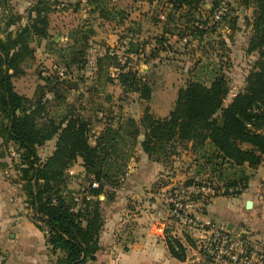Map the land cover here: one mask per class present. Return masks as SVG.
Wrapping results in <instances>:
<instances>
[{"label":"trees","instance_id":"1","mask_svg":"<svg viewBox=\"0 0 264 264\" xmlns=\"http://www.w3.org/2000/svg\"><path fill=\"white\" fill-rule=\"evenodd\" d=\"M110 1L86 0V3L103 20L124 26L129 14L110 7ZM207 2L166 0L171 9L156 45L166 51L164 45L169 42V36L186 39L187 43L202 42L211 32L201 21ZM239 2L255 9L249 52L257 51L258 61L243 91L229 106L224 107L230 91L225 77L217 70L210 71L208 85L202 80V72L206 70L202 66L196 69L195 78L179 89L167 117H156L147 106L139 123L130 118L118 127L106 124L92 144L89 124L79 116L69 113L54 119L50 115L47 93L53 92L56 100L61 99L54 92V79H46L50 90L41 87L45 92L36 91L32 98L19 94L14 80L26 74L35 58L33 44L40 45L42 41H47L46 49L57 56L58 65L81 69L85 64L86 69L87 51L96 29L83 25L70 31V43L62 47L49 41L50 15L57 1L36 0L26 23L19 25L23 18L13 14L10 0H0L8 27L5 36L0 37V146L12 144L17 149L26 203L36 220L47 228V246L53 253L62 254L58 264L98 261L105 226L103 206L113 202L122 188L138 147L150 161L165 163L177 155L179 147L190 144L193 154L201 159L197 175L204 177L201 181H189L186 186H196L199 190L208 187L214 192L198 194L196 199L204 205L221 196L238 198L248 189L251 172L264 164V0ZM212 3L210 18L221 6L219 0ZM13 26L17 27L15 31L10 29ZM139 49L138 43H131L127 53L140 57L144 52ZM111 52L97 59L98 80L115 66L113 61L118 57ZM157 52L155 49L151 58ZM144 77L132 64L120 72L117 80L108 77L107 81H117L124 93L138 94L141 100L150 102L153 88ZM141 136L143 139L139 141ZM55 139L54 152L41 160L38 149ZM78 159L82 160L87 185L75 191L70 187L73 178L68 171ZM93 183L98 187L94 188ZM102 196L104 201L100 199ZM165 242L172 258L186 261L187 248L180 239L165 230ZM187 242L196 246L188 237Z\"/></svg>","mask_w":264,"mask_h":264},{"label":"rangeland","instance_id":"2","mask_svg":"<svg viewBox=\"0 0 264 264\" xmlns=\"http://www.w3.org/2000/svg\"><path fill=\"white\" fill-rule=\"evenodd\" d=\"M35 1L10 0L13 14L23 18L19 25L26 23ZM51 1L58 3L50 15L49 41L66 46L70 43V31L83 25L92 26L97 33L90 40L87 60L99 59L108 51H113L118 57L113 61L115 66L98 80V71L88 75L85 64L81 69L74 65L68 68L58 65L57 56L48 52L47 41H42L40 45L33 44L35 58L26 69V74L16 78L14 83L18 93L32 98L36 91L45 92L41 87L44 89L46 86V79H54V92L61 99L56 100L53 92L47 93L50 115L54 119L69 113L79 116V119L89 124L92 144H95L106 124L118 127L130 118L139 123L147 106H150L156 117H167L175 105L177 91L193 80L196 69L202 66L206 67L202 72V80L208 85L209 72L213 70H217L227 80L230 89L224 100V107H227L243 91L246 79L258 61L257 51L249 52L250 41L254 36L252 25L255 9L243 6L239 0H219L220 5L227 8V13L218 23L211 22L209 12L213 3L208 0L203 7L201 21L206 23L205 26L208 25L211 32L200 43L168 38L169 42L164 45L166 51L156 45L157 37L163 33L164 20L160 19V15L166 7V0H111L110 7L123 9L129 14L124 26L118 25L116 21L103 20L97 13H92L86 0ZM6 23L0 7V37L5 36V30L8 29ZM10 29L15 31L17 27ZM131 43H138L144 55L134 57L128 54ZM142 44L144 46H140ZM155 49L158 52L151 58ZM132 64L139 70V75H146L144 79L153 88L150 102L141 100L138 94L124 93L117 81H107L108 77L117 80L120 72ZM62 69H65L64 76L60 75ZM50 89V86L45 87L47 91ZM139 139L141 141L143 137ZM56 142L49 141L38 149L41 160L54 152ZM19 160L14 145L0 146V264H58L62 254L53 253L47 246V228L36 220L26 203ZM200 160L191 151L190 144L179 147L177 155L165 163L148 160L138 147L134 159L130 161L122 188L113 202L103 206L105 226L101 251L98 261L89 264L115 261L120 252L128 251L146 233L144 229H153L154 224L156 233L161 229L165 236L166 230L187 248L186 261L182 263L171 257L172 264H212L202 250L205 238L211 231L205 223H214L235 235L240 234L242 227L238 226L236 232L233 228L228 229L230 212L234 213L237 209L230 196L217 197L210 206L204 205L196 199L198 194L203 192L213 195L214 192L208 187L199 190L196 186H186L189 181L203 180V175H197ZM68 175L73 178L70 187L75 191L87 185L81 159L69 169ZM137 183L144 184V187H138ZM100 199L104 201L105 197ZM29 224L33 231L26 227ZM187 237L194 242L195 247L188 244Z\"/></svg>","mask_w":264,"mask_h":264},{"label":"crops","instance_id":"3","mask_svg":"<svg viewBox=\"0 0 264 264\" xmlns=\"http://www.w3.org/2000/svg\"><path fill=\"white\" fill-rule=\"evenodd\" d=\"M153 3L155 2L153 1ZM165 6L161 15L170 13L171 7L167 4ZM169 38L176 39L180 42L184 41L187 43L186 39L179 40L177 37L171 36H169ZM19 94L24 95L23 93ZM53 141L57 140L55 139ZM144 155L148 158L146 154ZM156 165L160 166L158 164ZM157 172H159V170H157ZM263 181L264 164L257 170L251 172L248 189L240 197L233 199L236 203L237 209L234 213L230 212V223H228V227L231 226L234 232H236L238 226L242 227L240 234L248 241L258 244H264ZM137 185L138 187H144V184L137 183ZM215 199L212 200V203ZM248 202H252V207L250 209L247 208ZM207 213L209 214L208 211ZM207 215L205 217H207ZM155 226L156 225L154 224L152 227L153 229H149V227L144 229V232L146 233L143 234L140 239L136 240V242H134V244L128 251L120 252L116 257V260L110 261L109 264H172L171 256L165 242V236L161 233V229H159L158 233H156L154 231ZM26 227H28V229L31 231L34 230L33 228H31L32 226H30V224Z\"/></svg>","mask_w":264,"mask_h":264},{"label":"built area","instance_id":"4","mask_svg":"<svg viewBox=\"0 0 264 264\" xmlns=\"http://www.w3.org/2000/svg\"><path fill=\"white\" fill-rule=\"evenodd\" d=\"M227 13V8L221 6L211 17L212 23L220 22ZM161 20L166 19V15H160ZM111 55H115L112 51ZM97 67V59H89L86 71L92 74ZM65 69L60 75L64 76ZM97 188L98 184L93 183ZM264 189V181L262 183ZM206 227L210 229V235L205 238L203 245L204 254L212 261V264H264V244L250 242L241 234L235 235L227 229H222L214 223L206 222Z\"/></svg>","mask_w":264,"mask_h":264},{"label":"water","instance_id":"5","mask_svg":"<svg viewBox=\"0 0 264 264\" xmlns=\"http://www.w3.org/2000/svg\"><path fill=\"white\" fill-rule=\"evenodd\" d=\"M251 207H252V202H248V204H247V208H248V209H250ZM228 229H230V230H231V229H232V227H231V226H229V227H228Z\"/></svg>","mask_w":264,"mask_h":264}]
</instances>
